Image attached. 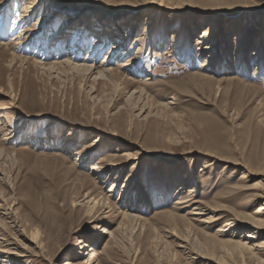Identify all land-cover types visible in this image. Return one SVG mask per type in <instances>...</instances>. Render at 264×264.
Listing matches in <instances>:
<instances>
[{
    "label": "rangeland",
    "instance_id": "obj_1",
    "mask_svg": "<svg viewBox=\"0 0 264 264\" xmlns=\"http://www.w3.org/2000/svg\"><path fill=\"white\" fill-rule=\"evenodd\" d=\"M26 1L0 0V120L15 133L5 140L0 125V162L8 175L0 180V235L14 243L10 247H25L31 264H87L91 254L100 264H215L196 254L220 264H264L226 242L249 228L234 237L216 235L233 217L264 207V33L258 29L264 27V0H50L59 11L52 7L54 18L45 22L48 2L41 1L32 17L22 11ZM64 20L69 28L57 39ZM29 27L32 40L14 49ZM203 29L214 53L206 67L208 53L197 45ZM115 30H123L128 52L118 53L111 65L121 71L120 64L135 57L132 75H126L135 82L102 98L92 97L74 72L53 75L12 59L15 52L50 62V53L59 58L56 49L72 39L71 51L81 47L99 63L114 43L104 35ZM244 36L250 37L238 51ZM139 83L153 98L144 106L146 117L125 104ZM97 134L99 150L90 146ZM80 155L91 160L82 165ZM106 161L118 164L97 179L91 167ZM113 183L115 191L108 192ZM124 185L129 188L121 198L130 199L125 203L137 215L128 220L117 203ZM86 194L117 204L109 212L101 201L91 209ZM192 201L220 209L217 216L205 211L202 222H189L186 236L194 243L183 250L176 237L188 223L172 215L197 218L187 215ZM104 227L114 230V239L101 235ZM17 229L36 237L40 256ZM256 241H264V231Z\"/></svg>",
    "mask_w": 264,
    "mask_h": 264
},
{
    "label": "bare ground",
    "instance_id": "obj_2",
    "mask_svg": "<svg viewBox=\"0 0 264 264\" xmlns=\"http://www.w3.org/2000/svg\"><path fill=\"white\" fill-rule=\"evenodd\" d=\"M41 1H45L46 3L48 2L46 4L45 10H44V14L46 16L44 22L46 21V19L54 18L53 17L54 13L53 12L50 13V11H51L50 9L52 7H54V9H53L54 11L57 12L59 10L55 9L56 5H54L53 2L50 1V0L49 1H47V0H30V1H26V2L23 3L22 11L28 13L27 15L34 17L35 15H37L40 12L38 7H40V2ZM63 6H61V7L63 8ZM164 7L165 8L167 7V8L174 9V7H172V6H164ZM68 11H72V10L68 9ZM74 14H71L69 16V18L73 19L75 17ZM67 21L68 20L62 21L61 25L59 26V33L60 34L54 33L55 36H58L57 39H60L61 37H63L62 35L64 34V32H62V31H65V30H67V28H69V22L70 21L69 22H67ZM258 29H259V31H261V33H264V27L263 26L258 27ZM33 31H34V27H29L28 29H23L22 32H20V34L18 35V37L21 36V34L25 35V36L24 37L23 36L20 37V39H17V40H15V42L12 43V46L14 47V49L20 47L19 45L24 43V42L31 41L33 36H34V32ZM81 31H85V29H81ZM122 33H123V30H121L119 33H117L116 30H115L113 32L109 31V34H105L104 35L105 36L104 40L105 39H109V40L114 41V43H113V45L111 47V50L108 51V53L105 54L103 60H101L99 63L96 62L95 54L94 55H90V54L83 55L81 53V51H80L82 49L81 47L80 48H75L76 50L74 52L71 51V49H73L72 45H70L72 39H69L66 42L65 45H63V46L60 45V47L56 49L57 50L56 51L57 52L56 55L60 54L59 58H55V56L51 55V53H50V55L48 57L53 59L50 62L40 61V60H37L35 58L32 59V58L26 57V56H20V55H17L15 52H11V55H12V59L14 61L16 59H19L20 64L19 63L18 64L20 66H22L25 62H28V63L34 65L35 67H39V68L43 69L44 71H48L50 73H53V75H54V73H56L58 75V73L69 74V73H73L74 72V73H76V75L78 74V75L81 76V79H82L81 81L84 82V85L87 84V86H89L90 93H91L92 97L99 98V96H100L102 98V97H104L106 91H114V92L118 91V92H120V90L127 89L130 85L134 84V82H135L133 80L127 79V77H126V75H132L131 69L133 68V65L136 64L135 57L129 58L127 61L121 63L120 64L121 71L114 69L112 67V65H111L112 62H113L112 60H114L115 56L118 53H121V51H122V56H123V55H126L127 52H128V48H127V51H126V46H125L126 41L122 40V38L120 36V34H122ZM209 35H210V32L207 29H203L201 35L197 38V45L199 46V49L201 51H205L206 53H208V57L205 60L204 67H206L207 63L210 60L212 61L213 57H214V53L211 50V49H213V46H212V44H211V42H210V40L208 38ZM249 37L250 36L242 37L241 40L238 41V47H237L236 50H238V51L241 50L243 48V45L246 44V41L248 40ZM77 38L79 40L78 42H80V40H81V39H79L80 37L78 36ZM100 41L101 40L99 38H95V42H98L99 44L102 45V41L101 42ZM104 45H106V44H104ZM138 49H140V48H138ZM128 56H130V55H128ZM12 64L13 63H11L10 66H12ZM2 80H3V74H2V72H0V83L2 82ZM8 84H9V86H11L10 80H9ZM139 84H140V86L134 87L131 91H129V93L126 96V99H125V104H127V103L132 104V106L136 108L135 110L137 111V115L138 116L146 117L148 115L149 111H148V109L146 110L144 106H146L145 104L150 102V100H152L153 98L151 99L150 95L148 94V91H147L148 88H147L146 84L145 85L142 84V83H139ZM2 94L5 95V92L0 89V95H2ZM111 94H112V92H111ZM104 100H106V99H104ZM97 101H98V99H97ZM12 106H14L13 103H12ZM1 117H2V115L0 114V119H1ZM0 125H2L3 127H6L8 124L6 125V124H4V121L0 120ZM0 128L3 129L1 126H0ZM5 131H7V133L5 134L6 135L5 140H10L11 141V139L14 138L15 133L12 132V131H9V128H7V127H6ZM11 133H12V135H11ZM86 137L90 138L91 135L86 134ZM46 140H48L47 137H46L45 141ZM101 141H102L101 140V135L97 134V135L92 137L90 146L94 147V149H98L99 150L100 148H102ZM124 155L127 156L126 157V161L130 159L128 153H125ZM79 158L80 159H78L77 161H79L80 164H82V165L86 164L85 161H87L88 159L91 160L90 159L91 157L89 158L88 156H86L87 159H85V155L81 156ZM117 164L118 163L114 162V161H110V162L106 161L105 163L98 162V163L93 164V166L91 167V172L96 174V176H97L96 178L97 179H101L103 174L106 172V170L108 171V169H111L112 166L113 167L117 166ZM262 167H264V166H262ZM7 176L8 175H7L6 171L4 170V164L2 165V162H0V180H1V182H3V181L6 182V177ZM127 178H129V177H127ZM130 181H131V177L128 180H126L125 182L126 183H128V182L130 183ZM183 182H185V181H183ZM128 188L126 187V185H124L122 187V189H121V193L117 197V203L119 205L122 204V206L124 207V210L119 211V213L121 214L123 219H127V220L137 217V215L135 214V212H136L135 208L136 207L133 206V205H129V203H127V204L125 203L126 201L130 202V199L128 198L124 202L122 200V198H121L123 195L126 194V191H128ZM115 189H116V185L114 184V185L111 186V188L109 189L108 192H114ZM178 189H180V190H178L177 194H181L180 192H181V190L183 188L180 186V187H178ZM191 191H193V190L191 189ZM98 197H100V196H98ZM103 197L97 198L95 196L86 194L84 199H86L85 202L88 203V205H91L90 208L92 209L100 201L104 203V201L107 200L106 197H104V198ZM144 197H145V200L142 199V195H141L140 199L145 202L146 201V196L144 195ZM183 197H185V196H183ZM184 199H186V197ZM191 200L192 199L183 200V201L180 200L178 203L179 204L180 203L181 204L182 203L186 204L187 202H189ZM1 201H3V200H1ZM117 203H115V204H117ZM115 204H112L110 202H108V204H106V202H105L104 203V207L107 209L106 212H109L110 210H114L113 208H115ZM192 205H193V208H191L192 210H190L187 213V215L188 214L189 215H195V216H197V218L191 219V218H186V215H172L175 218H179V219H182V220L185 219L184 221H186V223H188V225L186 226V228L182 232H179V230H178V234H179V236L180 235L181 236L180 237H176V239H178V241H179L178 246L180 248H182L183 250L188 249L187 246H189L190 242L194 243L192 239H189L188 236H186L187 232H190V228H191V224L189 222H191V221H195V222H198V221L200 222L201 221L202 222L203 220H201V217H203L206 214L207 211H208V213H212L214 215L220 209V208L218 209V207L210 205V204L209 205H203V204L201 205L200 201L199 202L198 201H192ZM186 206H188V205H185V207ZM119 208H121V207H119ZM173 208L176 210L179 207L174 206ZM189 208H190V206H189ZM263 210H264V207L261 206L257 211L253 212L249 216H246V217H233L224 226H222L223 228L221 227V228L217 229L216 235H230L231 237H234V236H236V233L234 235V232L240 231L241 229H243L245 227L249 228L250 231H247V233H245L243 235L241 234L237 241L230 239V240H228L226 242L230 243V244H234V246L239 249L238 251L240 252L239 253L240 255L243 256L245 254L249 258L253 257L259 263H264V259H263V256H264V241H262V242L256 241L257 238L260 236V231H264V211ZM216 216H217V213H216ZM139 218H140V216H139ZM217 218H220V216L216 217V219ZM122 225H123V222L121 220L118 223V225L116 226V228H115V233L120 228H122L121 227ZM16 231L21 237H23V239L25 241H27V243L29 245H32L34 249H37L35 251L34 255H39L40 256L42 251H43V246H41V243L39 241H37L36 237L34 235H31V236L25 235L23 229H21V230L17 229ZM101 232H102L101 235L102 234L103 235H108L109 239H114V230H109L106 227H104ZM230 232H231V234H230ZM176 234H177V232H176ZM1 235H0V261H1L2 264H15V263H17V264H31L27 260L28 259V255H27L26 252H28V251L26 250L25 247H22L21 250L18 249V248H12L10 246L12 244H14V243L9 242L7 239H5L6 237L1 236ZM195 240H197V242L199 243L198 238L195 239ZM116 242L119 243L118 241H116ZM109 244L110 243H108V246H109ZM114 245L116 246V244H114ZM199 245H200V243H199ZM234 246H233V248H234ZM26 247L28 248V246H26ZM82 247H91V245H88L87 243H84V245ZM111 249H113V248H111ZM109 250L110 249H108V251ZM189 250H191V249H189ZM91 251H93L92 248H91ZM228 252H230V251H228ZM10 254H12L13 256L10 255ZM193 258H202V259H204V261L206 260V261H209V262H213L215 264H220L219 261L216 262L212 258L204 256V255L202 256V255L196 254ZM222 260H224V259L222 258ZM257 261H256V263H257ZM227 262H229V261H227ZM63 264H67V263L64 262ZM87 264H100V263H99L98 258H96L94 254H91L89 256V258H88V263Z\"/></svg>",
    "mask_w": 264,
    "mask_h": 264
}]
</instances>
